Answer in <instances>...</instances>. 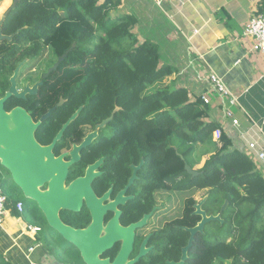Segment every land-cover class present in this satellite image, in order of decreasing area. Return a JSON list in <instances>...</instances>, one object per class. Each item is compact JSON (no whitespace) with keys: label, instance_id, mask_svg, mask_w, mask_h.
I'll list each match as a JSON object with an SVG mask.
<instances>
[{"label":"trees","instance_id":"1","mask_svg":"<svg viewBox=\"0 0 264 264\" xmlns=\"http://www.w3.org/2000/svg\"><path fill=\"white\" fill-rule=\"evenodd\" d=\"M120 5L121 0H44L31 4L21 14L38 31L35 38L28 29L21 36L35 46L50 45L59 56L74 46L63 62L62 84L69 92L92 99L97 122L111 116L118 105L121 111L112 122L119 127L118 140L137 146L146 139L149 148L144 153L164 179L174 175L177 183L190 179L185 166L196 167L191 157L200 163L208 156L198 170L201 176L188 187H178L181 203L185 202L188 213L192 212L193 196L199 189L208 188L213 213L226 200L229 206L224 213L225 227L214 223L209 237L214 241L203 246L194 264H264V175L211 119L210 106L201 97L193 98L187 88L177 86L179 71L163 61L158 45L137 38L133 32L136 18L112 16ZM0 74L6 81L4 72L0 70ZM6 88V84L0 85V94ZM217 131L221 138L215 141ZM1 168L5 175L0 173V190L8 199L11 214L52 230L37 205L24 197L10 173ZM20 202L24 206L22 214L16 209ZM84 221V216L79 219L80 223ZM58 236L61 242L54 245L48 231L45 248L51 254L55 251L61 264H84L79 252Z\"/></svg>","mask_w":264,"mask_h":264},{"label":"flooded vegetation","instance_id":"2","mask_svg":"<svg viewBox=\"0 0 264 264\" xmlns=\"http://www.w3.org/2000/svg\"><path fill=\"white\" fill-rule=\"evenodd\" d=\"M43 1L10 0L0 11V31L4 36L0 40V70L7 77L3 81V75L0 74V85H7L6 90L0 94V99L9 91L10 80L17 69V90L20 93L38 85L35 93L28 92L24 98H9L5 108L7 111L22 108L35 123L49 115L37 129L36 138L41 145L50 146L62 132L61 138L55 144L54 154L56 157L66 154L65 161L70 162L73 159L70 154L74 148L81 146L89 135L97 131L98 125L112 117L118 105H115L111 116L97 122L98 112L92 109V99L69 92V88L62 84L65 60L54 69L67 51L59 56L50 45L35 46L22 38L21 35L26 29L35 38L38 29L36 25L25 22L27 16L21 14V11H27L31 4ZM75 115L76 119L70 122ZM114 119L99 130L97 139L79 151L80 159L70 167L67 184L85 177L88 169L95 167L93 174L96 176L91 185L95 195L98 199L106 197L103 200L104 206L115 204V210H108L104 215L105 227L117 216V212L120 213L118 224L123 228L137 225L147 218L134 231L133 252L129 260L136 259L143 251V255L134 264H179L184 249L189 247L192 239V234L187 229L197 227L203 219L202 215L196 214V206L201 205V210L210 217L219 215L225 202L217 213H213L212 192L203 188L193 196L195 203L192 212L188 213L185 202L177 205L178 187H188L201 175H190V179H179L178 183L177 175L172 179H164L158 173L157 165L150 163L148 154L144 153L149 148L146 139L140 145L137 143V146L128 140H118L119 127L112 125ZM174 148H177L176 144ZM224 213L223 223H207L203 232H197L193 237L185 264H194L198 260L197 255H202L203 246H209L214 241L209 237L216 224L225 227ZM83 216L85 221L80 223L79 219ZM61 217L65 224L80 230L88 228L93 221L85 202L79 212L64 211ZM121 246V241L116 242L101 258L113 262Z\"/></svg>","mask_w":264,"mask_h":264},{"label":"crops","instance_id":"3","mask_svg":"<svg viewBox=\"0 0 264 264\" xmlns=\"http://www.w3.org/2000/svg\"><path fill=\"white\" fill-rule=\"evenodd\" d=\"M263 0H121L112 16L136 18L134 34L154 41L163 61L179 71L177 86L193 98L208 95L211 119L221 125L234 147L244 151L264 175V162L250 150L245 135L259 138L264 150V53L253 51L244 36ZM218 75L238 101L234 110L214 89ZM230 110L233 119L227 118ZM233 120L239 125H233ZM256 125V126H254ZM11 210L0 225V264H61Z\"/></svg>","mask_w":264,"mask_h":264},{"label":"water","instance_id":"4","mask_svg":"<svg viewBox=\"0 0 264 264\" xmlns=\"http://www.w3.org/2000/svg\"><path fill=\"white\" fill-rule=\"evenodd\" d=\"M18 1L20 0H16V2ZM3 38L0 31V40ZM72 49L59 59L54 69L66 59ZM18 74L19 70L17 69L10 80L9 91L0 99V166L10 173L11 179L22 191L24 197L37 205L49 227L81 254L84 264H134L143 255L142 251L139 257L129 260L133 252L134 231L137 227H141L147 218L137 225L123 228L118 224L117 219L120 213L117 212V216L105 227L103 225L104 215L108 210H115L113 207L115 204L104 206L103 200L106 197L98 199L95 195L91 186L96 176L93 174L95 167H90L85 177L67 184L70 167L80 159L79 151L97 139L99 130L106 127L121 108L118 107L112 117L98 125L97 131L89 135L81 146L75 147L70 154L73 156L72 161L66 162V154L60 157H56L54 154L55 144L61 138L62 132L50 146L41 145L36 138L37 129L44 118L49 115L35 123L22 108L6 110L5 103L12 96L24 98L26 93L37 91L38 85L20 93L17 90ZM76 117L77 115L72 117L70 122ZM185 170L193 177L200 174L188 164H186ZM84 202L91 212L92 224L83 230L65 224L61 217L62 212H79ZM228 206L229 201H225L221 213L210 217H207L206 213L201 210V205L196 206V214L202 215L203 219L197 227L187 229L192 234L189 247L192 245L193 237L197 232H203L207 223L224 222L222 214ZM119 241L122 242L121 250L113 262L110 259L101 258L106 250ZM189 247L184 249L183 258L179 264H185Z\"/></svg>","mask_w":264,"mask_h":264},{"label":"built area","instance_id":"5","mask_svg":"<svg viewBox=\"0 0 264 264\" xmlns=\"http://www.w3.org/2000/svg\"><path fill=\"white\" fill-rule=\"evenodd\" d=\"M180 1V0H179ZM245 37H250L254 41L253 45V51L256 53H264V14L256 15L253 17L248 25L245 28L244 31ZM210 81L215 89V91L221 96V97H229L230 104L236 105L238 104L236 96L229 91L223 80L216 74L210 75ZM202 100L204 101V104L210 105L211 100L208 95H203ZM227 118L233 119L232 112L230 110H227ZM233 125L238 126L239 123L236 120H233ZM256 126V125H254ZM214 140L218 141L221 138V132L217 131L214 134ZM247 139V143L250 150H253L256 152L257 157L260 161L264 162V150H259L262 147V144L259 140V138H256L255 135H245L244 136ZM16 209L22 214L24 210L23 203L20 202L16 205ZM9 212L8 209V199L7 197L1 192L0 190V225L3 224L6 214ZM28 231L38 234L41 232L40 227L35 226H28Z\"/></svg>","mask_w":264,"mask_h":264},{"label":"rangeland","instance_id":"6","mask_svg":"<svg viewBox=\"0 0 264 264\" xmlns=\"http://www.w3.org/2000/svg\"><path fill=\"white\" fill-rule=\"evenodd\" d=\"M10 0H1L0 1V11H2L6 6L4 5L5 3H8ZM1 2H4V3H1ZM226 101H228V97L225 99ZM234 110L236 109V106H234V105H232L231 106ZM215 137V136H214ZM203 159H202V161L200 162V163H198V162H196L195 160V157H191V163H194L195 164V169H201L203 166H204V164H205V162H206V160H207V158H208V156H205V157H202ZM196 162V163H195ZM3 173V175H5V173H4V171H3V169L0 167V173ZM3 181V180H2ZM1 181V182H2ZM182 196L180 195V194H178L177 193V205H180L181 204V202H182ZM23 218V217H22ZM24 220V219H23ZM25 221V224H26V226L28 225V226H35V225H32L31 224V222H30V220H24ZM35 227H38V226H35ZM43 229V228H42ZM48 231H51L52 232V243L54 244V245H56V243H55V241H60L59 239V236H58V234L57 233H55L53 230H49L48 228H44L43 229V231L41 230V232L39 233V240L45 245V243H48L49 242V238H48ZM61 242V241H60ZM54 259H57V256H56V254H55V251L53 252V254L51 255Z\"/></svg>","mask_w":264,"mask_h":264}]
</instances>
